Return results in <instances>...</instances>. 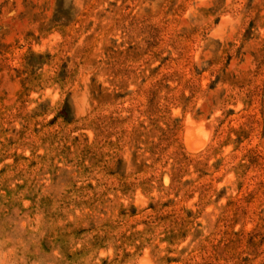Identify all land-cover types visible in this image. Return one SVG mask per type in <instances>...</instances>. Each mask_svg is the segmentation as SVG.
Masks as SVG:
<instances>
[{"label": "rangeland", "instance_id": "374dc122", "mask_svg": "<svg viewBox=\"0 0 264 264\" xmlns=\"http://www.w3.org/2000/svg\"><path fill=\"white\" fill-rule=\"evenodd\" d=\"M142 257L264 264V0H0V264Z\"/></svg>", "mask_w": 264, "mask_h": 264}, {"label": "bare ground", "instance_id": "6f19581e", "mask_svg": "<svg viewBox=\"0 0 264 264\" xmlns=\"http://www.w3.org/2000/svg\"><path fill=\"white\" fill-rule=\"evenodd\" d=\"M206 137V133L201 125H196L191 119L186 121L183 131V141L187 149L186 151H189L188 153L201 151V149L206 146ZM142 258L139 264H149L146 257Z\"/></svg>", "mask_w": 264, "mask_h": 264}]
</instances>
